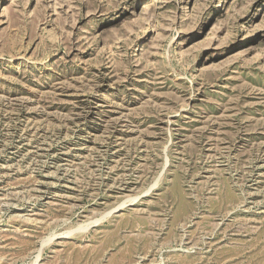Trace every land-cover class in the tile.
Here are the masks:
<instances>
[{"label": "rangeland", "instance_id": "374dc122", "mask_svg": "<svg viewBox=\"0 0 264 264\" xmlns=\"http://www.w3.org/2000/svg\"><path fill=\"white\" fill-rule=\"evenodd\" d=\"M0 264H264V0H0Z\"/></svg>", "mask_w": 264, "mask_h": 264}, {"label": "water", "instance_id": "95a60500", "mask_svg": "<svg viewBox=\"0 0 264 264\" xmlns=\"http://www.w3.org/2000/svg\"><path fill=\"white\" fill-rule=\"evenodd\" d=\"M117 210H119V209H117Z\"/></svg>", "mask_w": 264, "mask_h": 264}]
</instances>
